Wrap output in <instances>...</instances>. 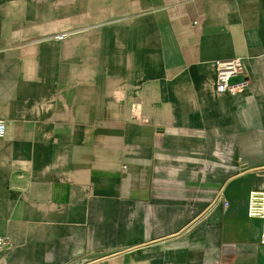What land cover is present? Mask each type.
I'll return each mask as SVG.
<instances>
[{
  "label": "crops",
  "instance_id": "obj_1",
  "mask_svg": "<svg viewBox=\"0 0 264 264\" xmlns=\"http://www.w3.org/2000/svg\"><path fill=\"white\" fill-rule=\"evenodd\" d=\"M0 119V264H264V0H0Z\"/></svg>",
  "mask_w": 264,
  "mask_h": 264
},
{
  "label": "built area",
  "instance_id": "obj_2",
  "mask_svg": "<svg viewBox=\"0 0 264 264\" xmlns=\"http://www.w3.org/2000/svg\"><path fill=\"white\" fill-rule=\"evenodd\" d=\"M64 35H55L62 39ZM214 89L217 93L236 95L249 86L245 61L242 57L217 59L215 61ZM5 135V123L0 119V138ZM247 215L251 218L264 219V190H252L248 198ZM259 242L264 244V231L260 234ZM10 244L7 236L0 234V251Z\"/></svg>",
  "mask_w": 264,
  "mask_h": 264
}]
</instances>
